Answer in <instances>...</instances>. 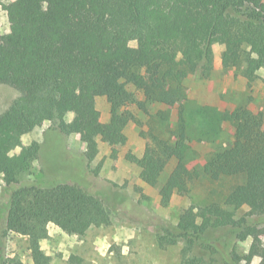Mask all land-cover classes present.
<instances>
[{"label":"trees","instance_id":"1","mask_svg":"<svg viewBox=\"0 0 264 264\" xmlns=\"http://www.w3.org/2000/svg\"><path fill=\"white\" fill-rule=\"evenodd\" d=\"M5 8L12 21L40 33H0V83L19 91L0 113V174H22L37 161L36 141L8 156L11 144H21V129L32 116L62 119L74 112L71 131L83 135L85 154L93 160L100 136L120 137V124L142 125L132 107L151 114L148 105L159 99L145 76L156 75L162 64L172 68L163 91L182 111L188 99L185 80L197 72L210 73L214 42L226 45L233 65L249 79L260 67L255 58L264 57V2L258 0H20ZM81 21L98 27L86 29ZM126 40L136 45L124 46ZM137 74L141 81L134 91L122 76ZM100 97L109 105L110 118L104 123L98 120ZM230 124L231 144L202 156V174L212 181L254 170L264 162V112L239 106ZM153 136L163 155L148 147L141 159L133 161L141 168L142 179L156 185L169 161L175 160L161 189L167 200L184 183L183 175L190 174L184 158L193 140L183 134H176L173 141ZM244 207L248 210L240 214ZM253 216H264V196L249 182H240L196 212L185 210L176 224L156 235L157 244L167 248L182 242V264L213 263L214 255L221 256L220 264H253L256 257L264 264V220L254 221ZM217 221L229 226L239 241L251 238L245 252L229 244L221 248L206 237ZM50 222L83 235L92 226L110 224L111 213L99 196L79 183H28L13 190L6 227L27 237L32 264H55L41 247ZM3 264L26 263L11 257Z\"/></svg>","mask_w":264,"mask_h":264},{"label":"rangeland","instance_id":"2","mask_svg":"<svg viewBox=\"0 0 264 264\" xmlns=\"http://www.w3.org/2000/svg\"><path fill=\"white\" fill-rule=\"evenodd\" d=\"M19 1L0 0V33L15 31L38 35L39 29L24 28L9 18L5 7ZM58 14L70 20L65 11L59 10ZM79 24L86 29L98 27L82 21ZM122 44L135 46L136 41L126 40ZM209 52L213 59L210 73L197 72L185 80L188 99L182 111L163 91L172 72L170 66L162 64L156 75L145 76L156 89L155 99H159L148 105L151 114L132 107L142 125L134 122L120 124V137L100 136L93 160L85 154L87 144L83 135L71 131L76 117L74 112H68L62 119L53 115L46 120L32 116L24 124L21 144H11L8 156L18 154L35 141L40 144L39 156L30 170L22 174H0V264L11 257L32 264L27 237L6 227L10 195L15 188L28 183L40 186L79 183L99 196L110 210V224L92 226L83 235L73 234L50 222L41 247L55 264H182V242L167 248L157 244L156 235L163 227L176 224L187 209L194 208L196 212L198 206L220 199L240 182H249L260 197L264 196V162L259 168L236 175H222L217 181L202 174L203 154L231 144L230 123L236 108L245 105L264 112V57L255 58L260 67L249 79L233 65L232 53L224 43L214 42ZM122 81L129 89L137 91L141 76L137 74L128 78L123 75ZM18 95V90L0 83V113ZM97 105L101 112L98 120L109 121L106 98H98ZM154 133L172 141L176 134L193 140L192 148L184 158L190 174L183 175L184 183L176 187L167 200L163 199L161 189L169 179L175 160L169 161L156 185L142 179L141 168L134 162L143 157L148 147L163 155ZM247 210L244 207L239 213ZM252 218L259 222L264 220V216ZM217 222L206 237L214 239L221 248L229 244V248L236 246L238 251L245 252L251 238L239 241L229 226ZM262 238L264 241V234ZM214 256L216 260L208 264H220L221 256ZM259 262V257L253 260V264Z\"/></svg>","mask_w":264,"mask_h":264}]
</instances>
